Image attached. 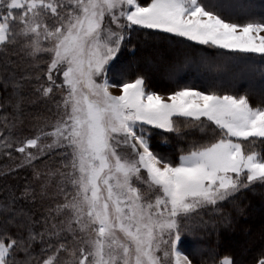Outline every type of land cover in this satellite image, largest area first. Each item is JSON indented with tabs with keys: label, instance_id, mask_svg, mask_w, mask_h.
Wrapping results in <instances>:
<instances>
[{
	"label": "snow or ice",
	"instance_id": "obj_1",
	"mask_svg": "<svg viewBox=\"0 0 264 264\" xmlns=\"http://www.w3.org/2000/svg\"><path fill=\"white\" fill-rule=\"evenodd\" d=\"M251 14L248 0H0V157L13 162L4 178L31 169L0 189V264H194L181 245L207 229L200 212L230 227L223 205L264 185V148L248 147L264 146V107L187 85L165 97L116 65L133 33L156 30L228 50L248 72L249 54L264 63V18L231 17ZM185 65L220 70L186 57L170 75ZM32 95L55 116L22 136ZM181 125L202 137L173 161L151 140L155 130L185 136Z\"/></svg>",
	"mask_w": 264,
	"mask_h": 264
},
{
	"label": "trees",
	"instance_id": "obj_2",
	"mask_svg": "<svg viewBox=\"0 0 264 264\" xmlns=\"http://www.w3.org/2000/svg\"><path fill=\"white\" fill-rule=\"evenodd\" d=\"M250 1L252 14L250 16L234 15L231 17L232 22L246 23L264 18V9H260L264 0ZM155 31L143 30L133 33L132 44L122 49L116 66L130 65V79L143 75L146 78L147 88L162 94H168L177 90L179 86L187 85L201 91L215 90L220 94L247 95L252 106L264 107V75L259 71L264 68V63L260 61L258 54H249L252 55L254 61L251 64L252 70L248 71L246 76L245 74L240 75L241 65L228 50H217L184 38H170V34H149ZM201 56L217 62L220 70L209 71L204 67L198 69L195 65H185L175 76L164 71L167 67L174 68L182 65L186 57L199 58ZM109 75L112 77V73ZM181 128L184 129L183 125ZM183 131L187 133L185 136L190 144L202 137V133L198 130L184 129ZM165 135H169V143L164 139ZM173 135L163 133L162 130H155L151 140L155 151L172 160L173 139H178L176 143L181 140ZM184 143L186 144L185 141L181 142L183 146ZM257 147L259 151L264 148L259 144ZM179 153L178 150L175 157L177 161ZM263 200L264 185L255 184L250 190L241 193L235 202L240 207V211L248 217L239 216L236 209L231 208L232 203L223 205L225 213L231 217V226L223 223V227L219 229L216 227L215 233H207L201 239H196L193 244L202 249L198 254L186 248L193 262L195 264L207 262L206 253L214 250L221 257L225 254L231 255L236 259L237 264H253L261 250H264V208L260 207V210L256 211L252 209V206L259 207ZM233 236H236L237 241L231 242Z\"/></svg>",
	"mask_w": 264,
	"mask_h": 264
},
{
	"label": "rangeland",
	"instance_id": "obj_3",
	"mask_svg": "<svg viewBox=\"0 0 264 264\" xmlns=\"http://www.w3.org/2000/svg\"><path fill=\"white\" fill-rule=\"evenodd\" d=\"M250 0H248L249 3ZM249 5L251 6V1L249 3ZM253 6V5H252ZM260 9H264V4H262V6L260 7ZM262 35H264V33H262ZM24 61H18V64L20 65V68L24 67ZM150 63V62H149ZM172 66L171 67H167L164 71L169 73L172 70ZM240 75L245 74V76L248 74V72L242 73L241 71H239ZM111 78V76H110ZM198 90V89H197ZM115 94H119L118 90H113ZM201 91V90H200ZM159 93V92H157ZM162 96L167 97V95L169 94H162L159 93ZM4 96L3 90L0 89V99H2V97ZM29 100H34L36 101L35 103H29V102H25L24 106H23V115L21 117L23 124L21 126V131H20V135L22 136H31L33 134V132L36 130V128L41 125L45 120H47L48 122H50L54 116H55V108L54 105L51 102H43L40 100H37L36 97L34 95L29 96ZM254 107V106H253ZM28 111V114L26 115V112ZM10 111V109H9ZM31 113V115H30ZM27 117H26V116ZM184 130V129H183ZM175 135V134H174ZM173 135V136H174ZM166 137V138H165ZM164 139L169 143V135H165ZM181 140L179 141V143L175 142L178 139L175 140V138L173 139V161H177V159H175L176 154L179 150V155L181 154V150H186L189 148L190 143L187 139L186 136H182V137H178ZM185 141L186 144L183 146L181 144V142ZM258 144L256 146H248L250 150H255V151H259L258 150ZM54 161H49V163H53ZM13 162L7 160L4 157H0V189H3V187L5 185H17V184H23L25 182V177L30 178L31 176V169H24V170H20L17 171L11 175H8L7 178H4V174L7 172V168L12 166ZM259 184V183H257ZM237 205V203H235ZM260 207L264 208V200L260 203V206H252V209L259 211ZM232 209H236V211L239 213L238 215L241 217H248L247 215H244L240 210V207H231ZM222 211L225 213L226 210L222 207ZM200 216L203 218L204 221L208 222V227L205 231H201L199 233L196 234V236L198 238L201 239L202 236H204L207 233H215L216 232V227H218L217 229H219L220 227H223L224 224L221 222V217L218 213L214 212L212 209H206L202 212H200ZM233 241H237L236 240V236L232 237L231 242ZM196 242V239L193 237H189L187 238L184 243L186 244H182L181 245V249L187 254L188 251H186V248L189 251H192L195 254L199 253V249L201 248L200 246H195L193 243ZM195 264V263H194ZM201 264H206L205 263H201Z\"/></svg>",
	"mask_w": 264,
	"mask_h": 264
}]
</instances>
